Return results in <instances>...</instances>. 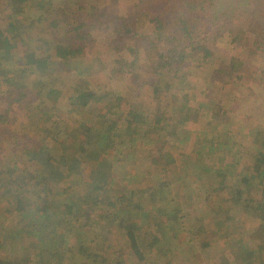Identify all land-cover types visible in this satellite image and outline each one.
<instances>
[{
    "label": "trees",
    "instance_id": "1",
    "mask_svg": "<svg viewBox=\"0 0 264 264\" xmlns=\"http://www.w3.org/2000/svg\"><path fill=\"white\" fill-rule=\"evenodd\" d=\"M23 1L25 2L21 0ZM135 2V10L138 9L135 11L136 15H142L150 26L147 33L144 31L138 33L143 39L141 50L146 58L143 66L151 62L154 72L157 70L156 77L150 83L143 79L138 82L140 87L151 89L150 104L159 101L157 109L152 111L143 107L144 104L142 107L129 105L124 110L121 108L120 96L116 94V100H111L110 94L99 95L93 90H87V85L77 88L73 97L67 96L66 100L72 108L62 110L58 105L60 97L61 100L64 99L62 87L59 79L53 75L54 67L61 62L53 61L51 64L45 57L37 56L30 50L20 55L14 54L13 43L3 31H0V39L2 38L0 85H5V89L0 91V99L1 94L14 96L4 112L0 113V143L9 140L14 151L13 158H16L11 159L12 162L7 165L11 168L8 170V177L2 178L1 175L5 171L0 172V192L4 190L8 198L5 201L6 208L2 210L11 219L9 224L5 218L4 226L0 227V248L5 241L10 242L8 254L0 256V264H129L124 257L135 260L137 263L133 262L134 264H152V257L146 254L147 251L157 257L154 264L157 262L160 264L171 244L175 249L185 247L191 249L198 233L202 232L203 235L205 232L202 229L201 232L198 231L200 228H197V231L187 228L185 220L188 214L185 213L183 205L186 206L188 203L177 201L175 195L168 200L171 208L167 213L171 220L162 223L160 226L162 228L157 227L156 233L144 235L141 225L146 218L150 219L147 223L151 227L156 225L157 219L163 218L159 212L162 209L161 200L154 201L156 194L160 193L162 197L163 177L154 180L155 188L149 193L151 204L145 207L143 197L147 193L146 187L138 188L137 192H125L129 180L123 181L121 178L118 180L115 175L119 169L117 166L124 168L138 151L146 160L149 158V152L145 148H140L139 144L158 142V139L152 140L154 135L161 140L164 138L162 143L167 142L166 150L173 159L177 160L175 155L178 158L185 157L184 167L190 166V170H199L198 173L192 174L190 180L201 179V172L210 176L212 185L206 187L205 196L211 193L221 194L219 197L227 196L228 207L213 203L211 208L207 207L205 210L213 213L217 210L223 214L220 220L224 218L228 221L232 220L233 214L241 215L243 212L249 215L263 228L260 241L254 245L259 250L264 248V149H259L264 148V133L258 130L259 133L251 137L254 154L246 165L238 166L239 158L228 154L232 150L212 156L211 153L217 150L214 141L206 137L199 141L191 132V126L182 127L178 133L179 129H176L178 125L175 122L180 120L183 125H192L193 120L173 117V114L175 117L178 114L187 118L189 113L199 112L201 109L211 110L215 116L219 110L215 109L217 107H214L212 98L195 96L189 92L181 95V85H174L173 88L163 86L169 72H173L175 77L187 78L186 74L176 75L181 71V67L174 70L172 68L169 59L175 58L177 54L180 62L186 65L188 62L192 64L193 60H200L198 64L204 65L215 56L213 48L207 46V43L212 41L210 34L212 32L226 35L234 43L243 41L250 35L254 38V44L259 41L258 43L264 46L262 9L264 0H135ZM103 3L108 4L107 1ZM77 8L82 10L84 6L78 5ZM243 8L256 12L251 20H245L244 25L232 20L234 14L240 16ZM88 10L89 13L85 11V15L81 14L82 21L75 29L86 27L89 18L93 17L91 6ZM22 11L23 9L17 8L16 13ZM117 13L113 19L117 23H112L113 30L136 36V22L133 29L129 20L125 18L127 15ZM168 22H172L176 28L169 30ZM129 50L132 59L124 62L122 66L124 68L137 62L138 49ZM228 61V69L221 72L228 75L237 71L233 78L240 79L239 61L235 57H230ZM257 70L261 71L262 68ZM257 70L250 72L258 73ZM142 72H145L146 76L149 75L147 69H143ZM29 74L36 76L31 80V84L25 82ZM135 75L136 73H133V76ZM31 92L35 97L30 94ZM171 96L174 98L172 104L162 99ZM137 97L142 99L141 94H137ZM195 99L200 102L197 110L193 107ZM96 100L97 103H103L97 111L91 106ZM10 105H19L20 111L29 108L30 128L37 130L39 137L32 138L29 133H10L8 127L4 125ZM172 137L175 142L183 139L184 145L193 144L194 141L196 149L192 152L193 159H189L188 152L181 149L173 152V147L168 145ZM177 148L183 146L179 145ZM43 155H46L45 159ZM227 155L234 162H230ZM22 156L35 167L21 165L24 163L23 161L20 163ZM106 159L108 171L102 170V164ZM160 159L159 155L150 159L152 164H156L158 171L162 170L158 166L162 164ZM86 170L88 173L83 177ZM67 176L76 177L82 183L83 189L70 193L72 185L61 187L58 181H65ZM228 176H232V183L229 182ZM254 190L257 194L256 199L248 195ZM132 212L139 214L141 222L131 217ZM107 223L114 225L117 234L114 243L119 242L121 250L120 252L118 245L115 244L117 255L111 261L106 260L107 248L99 252L94 247L98 240L102 243L109 242L108 248L114 245L111 244L112 237L107 240L101 231ZM168 223L170 227L167 228ZM218 224L220 225V222ZM231 234L233 236L225 234L228 239L224 244L225 247L231 248V256L225 255L227 259L223 256L219 264H256L254 259L245 262L241 257L244 250L240 248L239 235L236 232ZM220 235L222 236L221 233ZM247 235L246 233L242 237ZM31 236H34V242L25 247L28 244L27 238ZM206 238L202 237L204 241L201 239L199 241L202 249L209 246ZM21 250L23 253L21 259L24 261L16 263L13 257L20 255ZM195 255L192 253L189 257L185 256L184 261L194 260ZM75 256L77 262L72 260V263H66ZM170 258L171 256L169 260Z\"/></svg>",
    "mask_w": 264,
    "mask_h": 264
},
{
    "label": "rangeland",
    "instance_id": "2",
    "mask_svg": "<svg viewBox=\"0 0 264 264\" xmlns=\"http://www.w3.org/2000/svg\"><path fill=\"white\" fill-rule=\"evenodd\" d=\"M103 1L105 3L107 1L108 4H104ZM134 3H136L135 0H25V2H21V0H0V31H3L13 43L12 51L14 54L18 53L20 55L30 50L37 56L45 57L51 64H53V61L55 63L61 62L54 67L53 75L59 79L60 87H62L61 91L64 99L62 97L63 100H61L60 97L58 102L62 110L72 108L70 107V103L67 102L66 97H73L77 88L87 85V90H93L94 93L96 92L99 95H104L105 93L110 94L109 98L111 100H116V94L120 96L122 99L120 103L121 108L124 110L129 105L142 107L144 104L143 107H147L149 111H152L157 109L159 101L156 103L153 101L150 104L149 101H152L151 89L148 90V87L145 88L138 85L140 79L150 83L154 80L157 73V70L154 72L152 69L151 62L145 67L143 66L146 63V58L144 57V52L141 50L143 46L141 40L143 39L138 34L143 31L147 33L150 26L142 15H136L135 11L138 9L135 10L136 4ZM78 5H83L84 8L78 10ZM90 6L93 10V17L89 18L90 20L86 23V27L75 29L82 21L81 14L85 15V11L89 13L88 8ZM17 8H21L23 11L16 13ZM262 9L264 10V6ZM116 13L118 15L122 13L123 16L127 15L125 18L129 20L133 29L136 22V36L117 33L113 30V24L117 23L116 20H113ZM254 15H256V12L253 9L243 8L240 16L234 14L232 20L239 21L238 23L244 25L245 20H251ZM168 28L172 30L176 27L173 26L172 22H168ZM210 34L212 41H209L207 46L213 48L215 56L204 65L202 63L198 64L201 62L200 60H193L192 64L188 62V65H186L180 62L181 59L178 58L177 54L175 58L169 59L172 68L174 70L177 67H181V71L176 75L186 74L187 78L175 77L173 72H169L163 86L173 88L176 85H181V95L189 92L195 96L212 98L214 107H217L215 109L219 110L217 112L218 114L214 116L213 111H207L206 109H201L199 112H191L187 115V118L185 116H178V114L175 117V114H173L175 119L184 117L187 121L193 120L192 125H183L178 120L175 122L178 125L176 129H179V133L182 127L191 126V132L199 141L204 137L214 141L217 150L211 153L212 156L227 152V150H232L228 154L239 158L238 166L241 167L242 165H246L250 157L254 154L251 146V137L257 135L259 133L258 130L264 133V46L259 44V41L254 44V38L250 35L245 40L234 43L230 41L228 36L222 35L221 33L212 32ZM1 43L2 38L0 39ZM255 45L259 46L257 47ZM130 48L138 49L137 62L134 65H130L129 67L125 66L126 68H124L122 67L124 62L132 59L130 56ZM230 57H235L239 61L240 79L233 78L237 75V71L229 73L228 75L221 72V70L228 69L227 65ZM118 62H121V64ZM64 63H67V65H64ZM258 68H262L263 71L257 70ZM143 69H147V74L149 75L146 76L144 74L145 72H142ZM113 70L115 72L112 73ZM251 70H257L259 72L251 73ZM248 72L250 74H247ZM133 73H136L135 76L137 77L133 76ZM35 77V74H29L25 82L31 84V80ZM170 80L172 83H169ZM4 89L5 85L1 84L0 91ZM66 91L68 94H66ZM33 92L30 94L35 97ZM137 94H141L142 99L138 98ZM13 98V95L1 94L0 113L4 112L3 110L8 107L7 104L12 102ZM162 99L166 103L172 104L174 98L171 96ZM93 102L94 104L91 106H94L95 111H97V108L103 106L102 102L98 101L99 103H97V100ZM199 103L198 100L195 101L194 109L197 110L199 108ZM18 107L19 105L11 106L4 125L8 127L10 133H29L32 138L39 137L37 130L30 128V120L28 119L29 108L27 107L23 111H20ZM171 120L173 121L172 118ZM156 139H158L156 143L146 142L144 144L141 142L139 147L145 148L149 152L150 159H153L155 155H159L162 164L158 166L163 171H158L156 164H152L149 158L146 160L144 155L138 151L135 157L125 164L126 166L124 165V168L117 166L119 169H117L118 173L115 174L118 180H120L119 178L123 179V181L129 180L125 192H137L138 188L146 187L148 194L146 193L143 197L145 199V207L151 204L149 202V193H152L155 188L154 180L163 177L162 181L164 186L162 197L158 193L154 198V201L157 200L156 202H159L161 200L162 202V209L159 212L163 218L157 219L156 225L153 227L148 225L150 219L146 218V221L141 225L143 232H145L144 235H147V233H156L158 230L157 227L171 220L167 210L171 208V203H168V200L173 195L177 196V201H186L188 203L186 206L183 205L185 213L188 214L185 220L187 228L190 227L192 231H197V228H200L198 231L201 232L202 229L205 232L203 235L202 232L198 233L195 242L191 245V249H187L186 247L175 249L173 244L169 245L168 252L163 255L164 259L160 261V264H165L170 256L171 258L167 264H173V261L174 264H219L223 256L226 257L225 255H229L230 257L232 253L231 248L224 246L225 241L228 239L225 237V234L228 233V236H233L231 232L236 231L239 235L240 248L244 250L241 252V257L245 259V262L247 263L249 259H254L256 264H264V248L259 250L254 245L260 241L259 238L262 236L261 229L263 228L260 223L243 212H241V215L233 214L232 220L228 221L224 218L220 220L223 214L217 210L215 213L210 210H205L207 207L211 208L214 205L213 203H219V206H223L224 208L228 207L227 196L219 197L221 194L215 195V193L205 196L206 187L212 185L210 176L207 173L204 174L201 172V179L190 180L192 174L198 173L199 170H190V166L188 168L184 167L185 157L178 158L175 155L174 157L177 160L173 159L166 150L165 144L167 142L162 143L164 138L161 140L154 135L152 140ZM159 140L161 141L159 142ZM168 142V145L173 147V152L181 149L183 152H188L189 159H193L194 154L192 152L196 149L194 141L193 144L188 143L184 145L183 139H178L175 142L172 137ZM178 144L183 146V148H177L179 146ZM259 149L264 148L260 147ZM13 153L14 151L9 140L0 143V172L1 170L5 171L1 175L2 178L8 177V170L11 168L7 165L12 162L11 159H16L13 158ZM45 157L46 155H43L44 159ZM227 158L230 162H234L228 155ZM44 159L42 160L44 161ZM22 161L24 163L21 165L28 164L34 166V164L28 162L25 156H22L20 163ZM105 161L102 164V170L108 171V159ZM235 163L237 164V162ZM225 171L229 170L225 169ZM87 173L88 170L84 172L83 177ZM128 174L131 177L127 176ZM228 177L229 182L232 183V176ZM58 182L61 187L72 185L70 193L83 189L82 183L74 176H67L65 177V181L59 180ZM3 187L5 188L4 185ZM163 195L166 196L163 197ZM248 195L254 197V199L257 198L255 190ZM6 197L7 194L2 190L0 192L1 228L4 226L5 218L9 221V224L11 222L10 217L2 210L7 205L5 201L8 198ZM125 213L127 214L128 211H125ZM131 217L141 222L137 212H132ZM219 222L220 225L218 224ZM166 227H170V224L168 223ZM179 230L181 229L179 228ZM101 231L107 240H110L109 237H112L111 244L114 245L108 248L107 245L109 242L102 243L101 240H98L94 247L99 252L107 248L108 250L105 253V256H107L106 260L111 261L117 255L115 244L118 245L119 251L121 252L119 242L114 243L117 236L114 225L107 223ZM246 233L248 235L243 238L242 236ZM205 236L207 237L205 240L208 241L209 246L206 249H202L199 246V241ZM248 237L250 240H248ZM26 241L28 244L25 247H28L30 243L32 244L34 242V236L28 237ZM9 245V241L4 242L2 248H0L1 257L8 254L7 250ZM151 253L150 251L146 252L148 256L152 257L151 263L154 264L157 257L152 256ZM192 253L196 254L194 260L184 261V257H189ZM22 255L21 250L20 255L13 257L16 263L24 261L21 259ZM124 258L129 264H134L133 262L137 263L133 259ZM72 260L74 262L78 261L76 256L68 261L65 259L66 263H72ZM156 264H159V262Z\"/></svg>",
    "mask_w": 264,
    "mask_h": 264
},
{
    "label": "crops",
    "instance_id": "3",
    "mask_svg": "<svg viewBox=\"0 0 264 264\" xmlns=\"http://www.w3.org/2000/svg\"><path fill=\"white\" fill-rule=\"evenodd\" d=\"M237 232V231H236Z\"/></svg>",
    "mask_w": 264,
    "mask_h": 264
}]
</instances>
